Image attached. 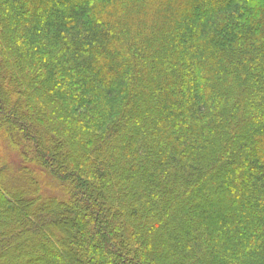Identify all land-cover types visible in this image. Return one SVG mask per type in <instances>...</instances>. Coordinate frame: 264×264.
<instances>
[{"label":"trees","instance_id":"16d2710c","mask_svg":"<svg viewBox=\"0 0 264 264\" xmlns=\"http://www.w3.org/2000/svg\"><path fill=\"white\" fill-rule=\"evenodd\" d=\"M258 103L264 0H0V264H264Z\"/></svg>","mask_w":264,"mask_h":264},{"label":"rangeland","instance_id":"374dc122","mask_svg":"<svg viewBox=\"0 0 264 264\" xmlns=\"http://www.w3.org/2000/svg\"><path fill=\"white\" fill-rule=\"evenodd\" d=\"M3 79V78H2ZM253 87L256 89V90H262V82H260V80H255L253 82ZM10 90H12L11 87H9ZM257 105H259V107L261 108L264 107L262 104L258 103ZM251 114V113H250ZM260 116V115H259ZM261 117V116H260ZM261 120V119H260ZM8 141H5L1 144V148H0V159H6L8 162H10L11 164H15V161H14V151L12 150V148L10 147V145H8ZM69 145V140H67V142H65V145ZM11 148V149H10ZM2 161V160H1ZM14 164H13V169H15L14 167ZM16 165V164H15ZM44 180V181H43ZM42 182H43V187H44V190L45 192L49 193V194H52V195H56L58 197H63L64 195H61L62 193L59 192V190L56 188V186H52V183H55L54 181V178H51V177H45L44 179H42ZM56 185V183H55ZM53 191H56V193H53ZM61 195V196H60ZM67 200V199H66ZM35 203L37 202V200L34 201ZM30 207H33V203L30 204ZM63 203H57L55 205V209H58L59 211L63 212ZM169 230H170V227H169Z\"/></svg>","mask_w":264,"mask_h":264}]
</instances>
